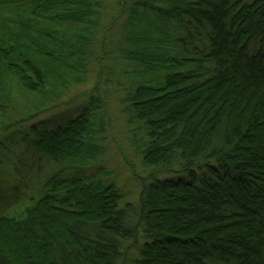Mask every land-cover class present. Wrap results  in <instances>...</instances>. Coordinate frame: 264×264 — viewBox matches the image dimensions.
Wrapping results in <instances>:
<instances>
[{
  "label": "trees",
  "instance_id": "16d2710c",
  "mask_svg": "<svg viewBox=\"0 0 264 264\" xmlns=\"http://www.w3.org/2000/svg\"><path fill=\"white\" fill-rule=\"evenodd\" d=\"M0 14V132L32 137L0 198V264H264V0H0ZM94 70L141 133L134 201L80 174L104 150L98 101L38 127Z\"/></svg>",
  "mask_w": 264,
  "mask_h": 264
},
{
  "label": "rangeland",
  "instance_id": "374dc122",
  "mask_svg": "<svg viewBox=\"0 0 264 264\" xmlns=\"http://www.w3.org/2000/svg\"><path fill=\"white\" fill-rule=\"evenodd\" d=\"M2 15L4 14H0V16ZM4 17H7V13ZM109 20L111 21V18ZM103 81V76H98L95 70L91 71L88 75L86 84L79 85L71 91L70 95L73 94L75 99L71 102L70 107L61 106L41 115L37 119H43L51 115L54 117L52 121H46L47 123L38 125V127L55 122V119H58L61 114L68 116L70 113L80 111V109L87 104V99L89 98L98 101L99 108L95 112V115L98 118L102 117L100 121L102 122L101 127H103L104 130L102 132V130L99 129L98 132L95 133V137L103 146L104 150L98 162L84 169L80 174L106 182H113L123 192L125 201H134L140 192L141 180H146L145 176H147L148 173L147 169L140 163L136 149L137 146L136 143H134L136 140L140 141L141 133L137 128L138 124L128 123L124 115L119 111V104L116 101V97L114 100L113 97L109 96L115 93V87L108 85L105 88ZM14 131H20V134L16 135L15 133L14 135L0 132V198H6L3 193L6 191L7 176L12 174L13 165L23 170L26 165L32 161L26 148L28 140L32 137L23 141L21 139V135H23L22 127ZM15 154L27 155L21 157V159H19L20 161H17ZM41 163L45 164H42L41 174L36 175L27 185V193L33 194V197L38 195L40 187L42 186L43 177L50 171L46 161H41ZM19 180H21V177H19ZM30 204L31 200L25 197L22 200H18L15 205H11L7 212L8 214L13 213L12 215L17 214L19 211L17 207Z\"/></svg>",
  "mask_w": 264,
  "mask_h": 264
}]
</instances>
